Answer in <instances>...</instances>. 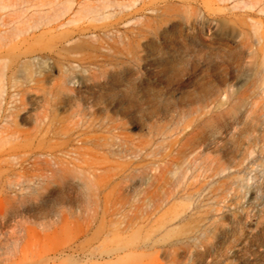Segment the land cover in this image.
I'll list each match as a JSON object with an SVG mask.
<instances>
[{"label": "rangeland", "instance_id": "rangeland-1", "mask_svg": "<svg viewBox=\"0 0 264 264\" xmlns=\"http://www.w3.org/2000/svg\"><path fill=\"white\" fill-rule=\"evenodd\" d=\"M0 264H264V0H0Z\"/></svg>", "mask_w": 264, "mask_h": 264}]
</instances>
